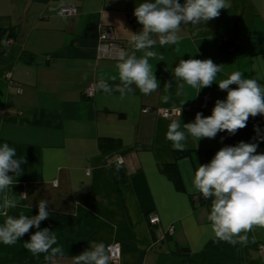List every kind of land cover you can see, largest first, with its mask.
I'll return each instance as SVG.
<instances>
[{"label": "crops", "instance_id": "1", "mask_svg": "<svg viewBox=\"0 0 264 264\" xmlns=\"http://www.w3.org/2000/svg\"><path fill=\"white\" fill-rule=\"evenodd\" d=\"M143 2L0 0V30L5 31L0 42V144L8 143L17 158L25 160L9 189L19 201L9 215L35 216L38 201L48 200L50 215L40 229L54 231L63 250V255L46 261L48 253L33 255L25 249L24 242L38 230L34 228L14 245L0 243V264H71L92 241L106 246L118 241L117 264H237L235 247L208 230L210 211L197 200L200 193L193 188L192 177L202 165L198 151L241 141L264 150V116L250 117L235 135L220 132L198 141L189 135L184 150L193 152L177 162L185 193L177 192L158 167L174 161L175 149L166 139L168 125L177 120L183 129L196 113L211 115L215 101L226 97L216 83L198 93L185 85L177 96L173 69L180 59H211L223 65L216 82L240 71L264 84V0H230L231 6L220 10L218 18L198 26L182 25L178 44L157 45L154 50L163 61L158 56L149 63L160 88L151 95L135 90L122 97L94 88L93 96L85 97L88 85L101 76L113 88L120 84L115 67L120 49L143 55L130 45L128 33L141 28L133 12ZM68 7L77 13L62 15L60 10ZM106 31L117 48L102 58L99 37ZM168 81L172 88L165 93ZM166 94L171 97L168 103L162 100ZM204 96L210 102L202 110ZM185 108L190 111L171 119L157 113ZM101 138L117 139L129 149L116 159L122 162L126 179L118 191L109 173L110 161L98 146ZM148 217L158 218V223L149 225ZM3 222L0 216V225ZM246 235L247 243L239 244L246 264H264V228L254 227ZM183 249L188 254L180 256Z\"/></svg>", "mask_w": 264, "mask_h": 264}, {"label": "clouds", "instance_id": "2", "mask_svg": "<svg viewBox=\"0 0 264 264\" xmlns=\"http://www.w3.org/2000/svg\"><path fill=\"white\" fill-rule=\"evenodd\" d=\"M230 6V0H184L183 3L179 0H144L133 12L141 25L140 30L128 31L130 45L143 55L137 57L120 49L115 65L120 84L113 88L101 76L94 88L105 93L115 91L122 97L135 90L146 96L156 92L160 88L159 81L149 63L150 59L159 56L154 50L156 46L178 44L183 38L182 25L204 24L218 18L220 10ZM159 61H163L162 56ZM222 71L223 65H217L211 59H180L173 69L177 96L182 95L185 85L197 89L198 93L216 83L219 90L226 92L224 100L215 101L211 115L205 117L198 112L192 122L183 124V129L177 120L168 125L166 139L175 150H184L189 135L197 141L213 139L220 132L235 135L247 126L250 117L264 116V84L257 79L245 78L240 71L216 82ZM116 79V76L111 77L113 81ZM233 85L235 87H230ZM171 88L172 81L165 82V93ZM170 98L166 94L162 100L168 103ZM257 148V143L243 141L235 146H223L210 162L199 165L192 177L193 188L211 200L208 230L217 240L233 246L247 243L246 234L254 227L264 228V153H258ZM23 163L25 160L22 156L17 158L15 148L8 143L0 144V216L4 217L0 225V243L14 245L31 229H38L24 242V248L33 255L48 253L45 260L51 261L58 254L63 255V250L54 231L40 229L41 222L50 215L49 201H38L35 216L9 215V209L16 208L19 203L9 189L14 185V177L21 174ZM20 196L27 198L26 194ZM70 214L76 215L74 211ZM109 252L110 246L92 241L88 249L72 257L71 264H109Z\"/></svg>", "mask_w": 264, "mask_h": 264}, {"label": "trees", "instance_id": "3", "mask_svg": "<svg viewBox=\"0 0 264 264\" xmlns=\"http://www.w3.org/2000/svg\"><path fill=\"white\" fill-rule=\"evenodd\" d=\"M4 33L5 31L0 30V42L2 40V36L4 35ZM98 146H99L100 152H102L106 156V159L110 161L109 173H110L112 182L114 183V186L116 190L118 191L119 186L124 184L126 182V179H125L124 169L122 165L118 164L116 159L121 154H124L125 152H127L129 149H126L125 147H123L119 140L112 139V138H101L99 140ZM217 151L218 150L198 151V155H199V158L202 164H206L210 162L211 158L214 156V154ZM192 152L193 151L191 150H183V151L174 150V155H173L174 161L170 164H164L158 167V170L172 182L175 190L179 193H185V188H184L181 175L178 170L177 162L180 159L190 158ZM258 153H264V150H258ZM197 200H199L201 204L207 205V207L209 208V211L211 210V200L210 199H206L200 194ZM220 242L225 243V244L227 243L223 241H220ZM234 247H235V254L237 258V264H246V261H245L240 245L237 244ZM187 254H188V251H186L185 249H183L179 253L180 256H185Z\"/></svg>", "mask_w": 264, "mask_h": 264}, {"label": "built area", "instance_id": "4", "mask_svg": "<svg viewBox=\"0 0 264 264\" xmlns=\"http://www.w3.org/2000/svg\"><path fill=\"white\" fill-rule=\"evenodd\" d=\"M60 13L64 16H72L77 13V9L73 7H68L60 10ZM99 47H98V55L102 58H107L109 55L112 53L114 48L116 47L115 39L113 35L110 33V31H106L105 33H102L99 37ZM85 97H92L94 94V85L89 84L88 87L86 88L85 92ZM210 99L209 96H204L202 97V104L200 108L202 110L207 109L209 105ZM190 109L185 108L182 109L181 111L178 110H169V109H158L157 113L158 115L163 118V119H171L179 115L181 112H189ZM144 113L148 112V109L143 110ZM118 163L121 164L122 162L120 159H118ZM158 223V218L156 217H148V224L155 226ZM172 232V227L169 228L168 233L171 234ZM110 260L109 262L111 264H117L120 260L121 257V245L118 241H114L110 243ZM264 250V247L262 248Z\"/></svg>", "mask_w": 264, "mask_h": 264}]
</instances>
